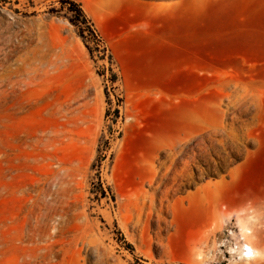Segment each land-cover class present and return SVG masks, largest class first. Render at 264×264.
Returning <instances> with one entry per match:
<instances>
[{"label":"rangeland","instance_id":"rangeland-1","mask_svg":"<svg viewBox=\"0 0 264 264\" xmlns=\"http://www.w3.org/2000/svg\"><path fill=\"white\" fill-rule=\"evenodd\" d=\"M73 1L112 64L68 3L0 0V264H264V0ZM196 142L216 168L158 222L140 193Z\"/></svg>","mask_w":264,"mask_h":264},{"label":"bare ground","instance_id":"bare-ground-1","mask_svg":"<svg viewBox=\"0 0 264 264\" xmlns=\"http://www.w3.org/2000/svg\"><path fill=\"white\" fill-rule=\"evenodd\" d=\"M36 73H37V67L34 64L24 63L21 66H18L16 68H14L13 70H11L7 74V77L9 80H11V75H13V78L15 79L13 81V85L17 86V87H22L26 84L19 77L21 75L25 74L28 76L29 80H33ZM0 78H2V77H0ZM194 149H197V151ZM209 149L214 150L213 146L207 147V146L203 145L201 147L200 143L196 142L195 144H193L190 147L189 153L186 149V146L184 145L183 147H181L179 149V151H176L174 153H170L168 155V158H167L168 164L163 163V166H162V172L160 174L161 175V177H160L161 182L158 184L157 187H155V189L158 190V192L160 193V196L158 199V201L160 203L159 207L156 208L154 206V201L156 200L154 192H151V193L141 192L140 193V195H142V197L144 199H147L149 204H150L149 205V213L152 214L153 211H156V216H157L158 222L161 221V216L159 213L163 210L162 203H163V201L167 200V194L169 192H175L178 189V186L180 185V183L183 181L186 182L187 184H191L193 182L194 173L192 172V166H194L196 169H198V175H199L198 177L201 178L202 175L205 174V170L196 164L197 163V156H199V158L207 165L208 170L206 172L212 171L216 168L217 163H213L212 162L213 160L209 157V152H208ZM210 161L213 163V166L210 165ZM178 164H181V167H178ZM144 165H146V164H144ZM149 167L154 172H156L153 164L151 165V163H150ZM155 180H156V177L150 178L147 181L148 185L152 186L154 183H156ZM137 195H138V193H137ZM211 214H212V217L220 216V212L216 208H212ZM255 254H256V251L254 250V256H255Z\"/></svg>","mask_w":264,"mask_h":264},{"label":"trees","instance_id":"trees-1","mask_svg":"<svg viewBox=\"0 0 264 264\" xmlns=\"http://www.w3.org/2000/svg\"><path fill=\"white\" fill-rule=\"evenodd\" d=\"M63 3L69 4L67 7V12L70 13L69 20L78 28L77 34L82 39L88 51L91 53L89 43H92V47L101 52L100 58L103 59L104 57H107L109 63L112 64L113 58L110 50L105 45L103 38L95 28L92 21L84 14L80 4L73 0H62V4ZM108 114L109 112L107 111L106 115ZM97 151H99V148Z\"/></svg>","mask_w":264,"mask_h":264},{"label":"built area","instance_id":"built-area-1","mask_svg":"<svg viewBox=\"0 0 264 264\" xmlns=\"http://www.w3.org/2000/svg\"><path fill=\"white\" fill-rule=\"evenodd\" d=\"M225 251L228 257L232 259L251 260L254 257V249L245 241L235 243L234 247L229 245Z\"/></svg>","mask_w":264,"mask_h":264}]
</instances>
